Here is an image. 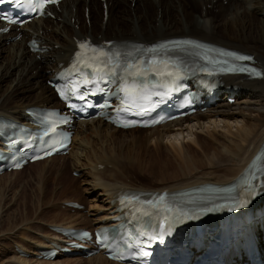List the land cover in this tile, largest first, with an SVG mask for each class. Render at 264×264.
<instances>
[{
  "label": "bare ground",
  "instance_id": "1",
  "mask_svg": "<svg viewBox=\"0 0 264 264\" xmlns=\"http://www.w3.org/2000/svg\"><path fill=\"white\" fill-rule=\"evenodd\" d=\"M99 1L107 6L108 19L107 24L101 20V33H96L94 29L89 31L79 16L80 13L83 16L85 9L89 8L88 18L92 22ZM220 1L130 0L131 7L141 4L147 10L155 9L154 12L161 16L159 22H156L160 24L159 27L156 23L152 24L148 13L149 20L145 21L141 17L138 28L134 27V31L126 30L125 21L120 23L118 30L113 31L115 9L120 4H127V0H105L106 4L104 0H69L61 5L66 16L53 11L55 20L38 19L19 32L13 30L7 35H0V84L12 77L6 93L0 96V116L24 122L28 108L63 107L47 81L60 70V64L66 66L69 63L77 50V40L86 38H91L94 42L128 40L152 44L158 40L190 37L253 55L264 71V0H229L227 7L221 5ZM70 2H73L75 11L69 10ZM186 2L189 5L186 6ZM188 7L200 8L197 18L191 22L189 20L193 12H187ZM157 8L164 9L160 11ZM213 9L215 11H210ZM217 9H220V14L216 12ZM102 13L104 14V10ZM175 24H181V31L176 27L179 25ZM143 25L151 28V34H145L146 28ZM2 27L4 24L0 23V28ZM132 34H136V37ZM19 35H22V39L14 40ZM31 37L37 39L48 52L34 53L28 48L27 41ZM9 41L10 47L6 48ZM6 53L8 57L4 59L2 56ZM34 70L37 71L36 75H31L35 74ZM227 84L244 92L235 105L224 102L227 100L225 98L218 107L154 129L125 131L115 129L101 120L78 123L72 150L67 156L53 157L33 164L41 168L30 178L37 186V205L32 213H25L27 210L24 209L19 224L2 232V241L10 240L12 245L8 248L4 246L5 243H0V264H120L109 261L103 254L89 259L58 257L53 261L40 260L37 256L42 248L51 247L55 240L62 239L50 228L59 226L90 230L114 224V200L121 192L173 191L207 184L226 185L234 181L264 148V78L256 81L236 78ZM180 137H183V141ZM67 157L72 159V172L80 173L83 170V181H86L96 197L91 199L93 201L82 195L66 198L65 193L58 194V189L68 191L71 189L69 186L76 183V179L72 178L65 179L67 185H62L65 167L56 168L53 172V163ZM25 169L4 174L0 176V181L5 176H17ZM133 169L136 173L140 171L147 175L149 179L154 177L157 183L135 179ZM57 172L60 174L59 180L47 194L48 176ZM72 189L78 194L77 188ZM68 202H78L87 208L90 206L88 213L92 217L96 213L99 215L89 219L81 211L66 207ZM55 211L66 217L60 222L46 223V217ZM43 225L47 226V231ZM262 254L264 255V242Z\"/></svg>",
  "mask_w": 264,
  "mask_h": 264
},
{
  "label": "rangeland",
  "instance_id": "2",
  "mask_svg": "<svg viewBox=\"0 0 264 264\" xmlns=\"http://www.w3.org/2000/svg\"><path fill=\"white\" fill-rule=\"evenodd\" d=\"M127 1H128L127 4H120L115 9L114 16H113V19H112L113 24L111 23L112 26H114L113 27V31L118 30V26H120V23L122 21L127 22L126 23V30L131 29V31H134V27L138 28L137 27V24L139 22L138 20L141 17H143L145 21L149 20V19H147L148 18V15H147L148 13L150 14L149 16H150V18L152 20L151 21L152 24L156 23V22H159L161 16H160V14L158 15V14H156L154 12L155 9L150 8L149 10H147V8L144 5H141V4L133 5V7H131L129 5L130 4V0H127ZM151 1L155 2V0H151ZM228 2H229V0L228 1L227 0H221L220 4L223 5L224 7H227V6H229ZM124 3H125V1H124ZM143 4H145V3H143ZM185 4H186V6L189 5V4H187V2ZM101 5L102 4L99 1L98 8H96L97 13L94 10V14H93V17H92V22H91V19H88V15H86V12H88L87 9H85L83 16H82L83 13H80L79 17L81 18L82 23L85 25V27L89 31H90V29H94V31L96 33H99L100 32L99 30H100L101 20L103 21V19H104V23H106L105 18L102 19L103 6L101 7ZM145 5H147V4H145ZM164 8H157V9H160V11H162V9H164ZM70 9L75 10L73 4H69V10ZM219 10L220 9H217L216 12L219 13ZM57 11H58V14H60L62 16H64V15L66 16L65 10L59 8ZM98 11H99V14H98ZM199 11H200V8H192V7L189 8L188 7L187 12H193V16H191V18L189 20L190 22L193 19L197 18V15H198ZM210 11H215V10L213 9V10H210ZM174 14L176 15V12H174ZM174 14H173V16H175ZM151 16H153V17H151ZM93 18H96V19L93 20ZM55 19H56V17L50 18V20H55ZM155 25L157 27H159L158 25H160V24L156 23ZM176 25H179V26H176ZM175 26L177 27V29H179L181 31V24H175ZM175 26H174V29H176ZM76 27H77L76 30L78 31L79 30V25H77ZM143 27H145V26L143 25ZM225 29L228 30L227 27H225ZM150 31H151V28L147 27L146 30H145V34L146 35L147 34H151ZM155 34H157V33H155ZM132 35L134 37H136V34H132ZM10 44H11V42H8L7 45H6V48H9ZM56 49H58V46L56 47ZM2 57L4 59L7 58L8 57V53L3 54ZM38 59L40 60V57H38ZM0 67H1V65H0ZM34 71H35V74L32 73L31 75H36L37 71L36 70H34ZM11 81H12V77L6 79L4 81L5 83L3 82V83L0 84V96L4 95L6 93V90H7L8 86L11 84ZM180 140L183 141V137H180ZM186 141L187 140H185V142ZM71 162H72L71 157H67L66 159H57L56 162L53 163L55 168L52 165L53 168L55 169V170L53 169V172L56 171V168H59V167L60 168H64L65 167L64 168L65 169V171H64L65 174L62 175V178L64 180L62 182L63 186L67 185V183L65 182V179H68V180H71L72 178L76 179V183L73 184V186H69V188H71L70 190L66 191L64 189H60V190L58 189L57 190L58 194L59 193H65L67 195L66 198H71V197L77 198L78 196L82 195V197L86 198L87 200L93 201L91 199H96V197L93 194V190L91 188H89L90 186L85 183L86 181H83V180H85L84 178H82L83 170L79 174H77L76 172H72L73 164L71 165ZM39 169L41 170V168H38V166L31 165V166L27 167L22 173L17 174V176H12L13 178L10 177V176H5L3 178V180L0 181V235H1L0 236L1 237L0 238V243L1 242L5 243V245H4L5 247L6 246L8 248L11 247L12 242L10 240H8L6 242L2 241V238H4V236H3L4 232L3 231H7L8 229H10L12 227V225L13 226L18 225L19 224L18 221H19L20 217H22L24 215V211L27 210V211H25V213L26 212L32 213V210H33L34 206L37 205V189H36L37 186L35 184V181H32V179H30V178L35 176V174L39 171ZM48 171L49 170H45V172H48ZM132 172L135 175V179H137L139 181L147 182V180H148L149 182L151 181V183H157V181L154 180V177H151L149 179L148 177H146L147 175L141 174L140 171H138L140 174L138 172L136 173L135 169H133ZM58 174H59V172H57V174L52 173L50 176H48V181H49L48 183L49 184H48V187H47V194H48L49 191L50 192L52 191V189L55 187L54 184H56L57 181L59 180L60 174H59V176H58ZM72 187L77 188L78 194H76L73 191ZM51 195H54V194L51 193ZM95 195H97V194H95ZM58 198H59V196H58ZM50 199H51V196H50ZM89 207L90 206H88V208H87L84 205V209L80 210V211L85 216H87L89 219L99 215L97 213L94 214L95 212H93L94 216L92 217L91 214L88 213ZM57 211H58V209H57ZM57 211H55V212L51 213L49 216H47L45 222L46 223L47 222H51V221L60 222V221H62V219H64L66 217L65 215L63 217L62 216L63 214L60 213V212L58 213ZM53 214H54V216H53ZM60 214H62V215L60 216ZM49 218H51V219H49ZM12 222L14 224H12ZM46 227L47 226H44L43 228L47 231ZM0 253H1V250H0Z\"/></svg>",
  "mask_w": 264,
  "mask_h": 264
},
{
  "label": "snow or ice",
  "instance_id": "3",
  "mask_svg": "<svg viewBox=\"0 0 264 264\" xmlns=\"http://www.w3.org/2000/svg\"><path fill=\"white\" fill-rule=\"evenodd\" d=\"M3 2H5V0H0V3H3ZM55 2H56V0H29V2H28V10L31 11V12H37L38 11V12H40L41 15H43L44 14V8L46 7V5L48 3H55ZM4 18L5 19H9V22H12L10 20V18H7V17H4ZM168 44H172V45H176V46L189 44V45H194L197 48H206L207 47L206 45H203V44L197 43L195 41H191V40L169 41L167 44H161V45H158L157 47L166 48L168 46ZM88 46L89 45L87 43H81L80 44V48L81 49H84V48H86ZM149 50L150 51H155L156 49L152 48V49H149ZM91 51L94 54L90 58L91 62H89V59H83L82 53H77V56H78V58L83 59V64L86 67L93 68L96 71H100L101 70L100 66L107 67L109 62H111L114 58L118 59V54H115V56H110L108 52H105L104 50L99 49V48L92 47ZM217 51H220V54L222 56L234 57L236 60L246 61V60H251L252 59V57H250V56L238 55L235 52H224L222 50H217ZM204 59L207 60L209 63H212V64H227L228 63V61H226V60H224V61L214 60V59H211L208 56H205ZM141 63H143V62H141ZM160 63L161 62L156 60V59H153V61H152L153 65H158ZM128 67L134 69V74H136V75H146L150 71H155L156 75H161V76L167 75L169 77L177 76L176 71H168L167 70V64H165L164 70H160L159 68L144 69V68H142V67H140V66H138L136 64L129 65ZM112 70L115 71V67ZM226 70L231 71V70H234V69H226ZM239 70L240 71H250L255 76H261L262 75V73L257 71L255 68H251L250 70L249 69H245V68H240ZM60 95L64 99H66V100L68 99V97L65 96L64 92H60ZM80 99L83 100L84 97L80 96ZM70 107L75 108L76 105L72 104V105H70ZM166 195L167 194L160 195L159 197H157L156 202H153L152 200H148V201H145L144 203H146L147 205L151 206L152 208L160 207L162 212H163V214H164L163 215V219L165 221L173 219V217H175L176 220H179L181 217L194 218V217H188V214L184 213V212H180L179 215H176L174 210L172 208L168 207L167 204L165 203ZM251 195L253 197L259 195V192L257 191L255 186L251 187ZM238 203H239L240 207H245L249 203V201L245 200V201L238 202ZM141 211H143L144 215H146V216L152 215V212H150V211H145L143 209H141ZM168 213H172L173 215L169 216ZM84 235H87V233H85ZM106 239H107V237L105 236L101 240V243H103L104 240H106ZM141 252H142V255H144V256L149 255L148 252H145L143 250H141ZM119 258L123 259V256H120Z\"/></svg>",
  "mask_w": 264,
  "mask_h": 264
}]
</instances>
